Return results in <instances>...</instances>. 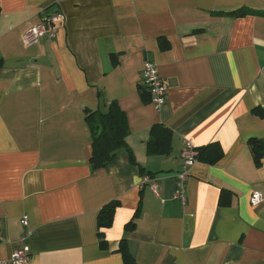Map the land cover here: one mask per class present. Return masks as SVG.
<instances>
[{
  "label": "crops",
  "instance_id": "0c3cea01",
  "mask_svg": "<svg viewBox=\"0 0 264 264\" xmlns=\"http://www.w3.org/2000/svg\"><path fill=\"white\" fill-rule=\"evenodd\" d=\"M241 9L256 14L231 15ZM56 13V38L28 45ZM0 58V261L29 247L28 264H125V239L134 264H264V203H251L264 197L251 144L264 149V0H0ZM147 59L167 88L161 109L139 90ZM114 101L127 149L94 170L84 110ZM156 125L168 155H149ZM187 141L223 157L192 167L182 204Z\"/></svg>",
  "mask_w": 264,
  "mask_h": 264
},
{
  "label": "trees",
  "instance_id": "16d2710c",
  "mask_svg": "<svg viewBox=\"0 0 264 264\" xmlns=\"http://www.w3.org/2000/svg\"><path fill=\"white\" fill-rule=\"evenodd\" d=\"M256 14L247 9H241L231 15L236 17H245L247 15ZM3 67V60L0 58V68ZM139 90L145 99L150 101V95L147 90L139 85ZM85 119L91 130L93 143H92V157L90 160L91 167L101 169L111 164L119 152L127 149L126 140L130 135V127L126 113L121 109L117 102H111L103 108L92 110L86 108ZM252 149L255 154L257 164L264 155V149L260 142L252 141ZM149 155H168L171 151V133L167 128L156 125L151 132V138L148 145ZM198 162H208L210 164L217 163L223 157V150L217 144H211L205 148L198 149ZM131 160L134 159L131 157ZM119 207L118 202H112L106 205L98 215V227L100 229H107L112 227L115 213ZM137 217V215H136ZM134 222L127 226V229L134 228ZM102 246L105 245V238L102 232H99ZM120 252L124 259L125 264H134L135 260L128 250L127 242L125 239L121 241Z\"/></svg>",
  "mask_w": 264,
  "mask_h": 264
},
{
  "label": "built area",
  "instance_id": "2783aa9c",
  "mask_svg": "<svg viewBox=\"0 0 264 264\" xmlns=\"http://www.w3.org/2000/svg\"><path fill=\"white\" fill-rule=\"evenodd\" d=\"M63 16L60 13L50 14L43 17L39 25L34 26L25 34V41L28 45L38 43L41 39L48 36L55 39L58 32L59 25L63 23ZM142 86L150 95L151 103L157 108L161 109L167 102V88L162 80L157 65L150 59L144 62L142 70ZM264 110V107H263ZM182 170L177 174L178 191L176 199L185 204L187 201L186 182L189 177L192 167L198 163V151L191 141H187L181 153ZM148 178L145 179L147 183ZM154 189L156 187L154 186ZM251 203L258 206L264 203V197L256 192L251 197ZM24 226H28L27 220L23 221ZM31 231L28 236H31ZM30 261L29 247H23L17 250L11 259L0 261V264H28Z\"/></svg>",
  "mask_w": 264,
  "mask_h": 264
}]
</instances>
